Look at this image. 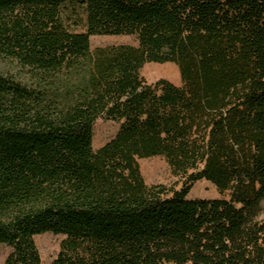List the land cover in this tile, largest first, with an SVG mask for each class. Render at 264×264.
Masks as SVG:
<instances>
[{"label":"trees","instance_id":"16d2710c","mask_svg":"<svg viewBox=\"0 0 264 264\" xmlns=\"http://www.w3.org/2000/svg\"><path fill=\"white\" fill-rule=\"evenodd\" d=\"M0 59L27 78L0 74L3 264H42L47 233L50 264H264V0H0ZM100 119L119 127L93 151ZM154 157L179 191L145 183ZM201 180L229 199H187Z\"/></svg>","mask_w":264,"mask_h":264},{"label":"rangeland","instance_id":"374dc122","mask_svg":"<svg viewBox=\"0 0 264 264\" xmlns=\"http://www.w3.org/2000/svg\"><path fill=\"white\" fill-rule=\"evenodd\" d=\"M72 17L70 29L74 32H84V20L81 17ZM80 16V15H79ZM78 22V24H74ZM115 45L136 46L137 41L131 36H93L90 38V48L95 50L100 47ZM0 74L11 75L18 80L27 82L26 74L11 62L0 59ZM140 75L148 84H154L158 80H166L175 86H181V80L177 68L172 64H145L140 70ZM119 125L110 120H98L94 124L92 148L98 150L117 133ZM141 175L147 185H163L167 190L179 191L182 188V179L172 173L166 161L162 157H154L138 161ZM187 199H229V192L220 193L217 188L204 180L193 184ZM260 219H264V204ZM64 237L54 236L52 234H42L34 237L42 264H50L59 252L60 243ZM10 249L7 246L0 245V264H3Z\"/></svg>","mask_w":264,"mask_h":264}]
</instances>
